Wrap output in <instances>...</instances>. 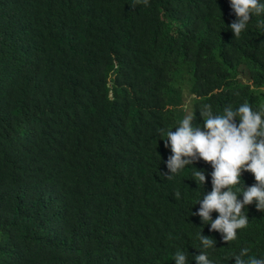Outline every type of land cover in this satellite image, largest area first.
Wrapping results in <instances>:
<instances>
[{"label": "trees", "instance_id": "1", "mask_svg": "<svg viewBox=\"0 0 264 264\" xmlns=\"http://www.w3.org/2000/svg\"><path fill=\"white\" fill-rule=\"evenodd\" d=\"M130 2L0 0V264H175L177 250L196 264L199 233L213 264L243 247L264 258L255 203L230 244L192 215L210 163L162 175L163 139L186 114L202 125L204 104L264 110V16L238 39L234 20L106 19Z\"/></svg>", "mask_w": 264, "mask_h": 264}, {"label": "clouds", "instance_id": "2", "mask_svg": "<svg viewBox=\"0 0 264 264\" xmlns=\"http://www.w3.org/2000/svg\"><path fill=\"white\" fill-rule=\"evenodd\" d=\"M130 9L125 7L107 20H143V14L158 12L159 20H234L228 27L236 39L247 28L251 20H262L264 3L260 0H131ZM264 29V23L257 24ZM245 83L253 85L248 77ZM188 97V96H187ZM203 124H193L195 113L186 114L175 128L168 130L164 140L171 155L166 160L170 175L178 174L185 167L203 160L210 163L211 192L198 201L197 212L202 223L210 224V231L221 234L228 244L237 239L238 230L248 226L249 218L244 209L255 203L258 211L264 212V110H254L248 102L233 109L230 105L222 114L213 111L210 104L201 106ZM238 121V123H237ZM196 169V168H195ZM243 172L253 174L256 183L237 189ZM199 186L204 185V171L197 170L193 178ZM180 193H176L179 198ZM242 196V199L238 197ZM218 213L212 219V213ZM203 251L194 257L196 264H213L207 249L215 247L214 239L198 234ZM249 248L243 247L234 254L235 264H264V258L249 255ZM175 264H188L187 253L177 250Z\"/></svg>", "mask_w": 264, "mask_h": 264}, {"label": "rangeland", "instance_id": "3", "mask_svg": "<svg viewBox=\"0 0 264 264\" xmlns=\"http://www.w3.org/2000/svg\"><path fill=\"white\" fill-rule=\"evenodd\" d=\"M185 99H186V102H185ZM188 99L189 98L184 94V95H181V98L173 99V101L176 103L178 108H182L185 106V103H186V106L188 105Z\"/></svg>", "mask_w": 264, "mask_h": 264}]
</instances>
